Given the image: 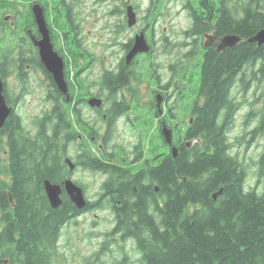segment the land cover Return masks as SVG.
<instances>
[{"label": "trees", "instance_id": "16d2710c", "mask_svg": "<svg viewBox=\"0 0 264 264\" xmlns=\"http://www.w3.org/2000/svg\"><path fill=\"white\" fill-rule=\"evenodd\" d=\"M156 1L159 4L160 0ZM27 2L28 9L20 12L17 7L19 0H0V18L14 14L18 25L21 16L24 17L26 13L25 25L21 30L25 33L32 29L35 21L30 8L36 0H22L21 4ZM61 3L67 4L66 0ZM162 8L163 6L156 4L151 7L153 22ZM203 8H206L210 15L215 14L213 21L210 26L207 25L200 14L195 27L191 28L189 33L208 32L213 28L218 37L235 35L241 37L243 42L223 54L210 52L207 61L203 62L201 79L202 91L207 98L206 104L187 136V140L199 137L203 144H197L192 152L184 151L179 159L174 160L169 155L160 164L153 163L148 167L146 171L153 182L156 181L160 185L159 193L166 196V204L162 208L156 206V213H153L146 211V201L144 209H141L138 224L134 216L132 219L120 218L118 227L108 233V238H113L114 243H117L115 236H119L124 245H127L129 240L136 241L134 248L140 258L137 262L134 261L124 247L118 246L122 254L116 264H264V194H258L255 189H246V169L238 158L228 152L231 146L227 138L228 130L217 128L219 110L226 104L227 94L236 83L237 73L244 69L245 79L242 83L246 90L251 86V80H247L248 76L253 77V81L258 84L264 80V46L259 47L248 42L264 28V6L262 0H246L239 8H230L229 11L224 3L217 2L207 7L199 6L197 9L191 7L190 13L194 16L201 13ZM63 14L64 12L60 11L56 20L61 15L63 18ZM116 14L122 15L125 11L118 10ZM67 16L71 17L70 14ZM210 20L211 18L207 21ZM66 21L64 25L68 24L69 20ZM70 27L76 29L73 20ZM65 30L68 31L64 28ZM133 43L134 40H131L127 48L130 49ZM70 51L77 65L81 61L79 51L73 54V50L68 48V52ZM24 52L25 50L17 61L22 70L30 63ZM190 56H194V52H191ZM5 60L10 63L12 59L8 55ZM122 65L125 66V61H122ZM38 66L47 73L39 61ZM0 67L8 72L10 70L7 64H0ZM82 71L74 75L73 83L70 80L71 73H66L72 89L79 88L74 82L77 80L78 84L80 83L78 78ZM49 76L47 75L51 82ZM128 80V74L118 77L115 71H107L101 85L110 100L115 99V102L116 95L128 84ZM84 83L80 84L82 88H86L82 89L83 93L89 92V85ZM52 85L56 88L55 83ZM60 94L56 89L50 97L49 92L48 101L53 102V108L44 112L43 118L40 119V133L35 143L28 139H19L14 134L11 137L15 158V181H0V264H5L4 260L9 261L8 264H70L61 252L60 240L65 225L71 223L76 213L81 210L76 208L69 197L63 199L62 206L57 210L52 209L44 194L43 183L46 180L55 185L62 183L67 150L62 143L57 144V139L67 127L73 129L74 123H71L69 117H74L82 109V104L88 105L89 101L83 99L84 101L72 106V102L68 103ZM128 106L126 100L121 99L114 103L112 110L118 107L116 113L120 115L128 110ZM69 111L71 113H68ZM105 113L112 121L111 110H106ZM156 116L159 117L158 113ZM15 118L14 115L10 117V125L12 128L16 127L14 132H18L22 130L19 129L21 121ZM81 120L82 117L79 116L78 125H83ZM227 120L230 122L231 119ZM261 124L264 126V117ZM47 126L57 128L54 129L53 135L47 134ZM151 129H155L154 121ZM2 131L0 129V133ZM256 133L257 131L248 144L256 138ZM183 147L185 148V144ZM259 164L260 176H263L264 151ZM103 170L111 172L112 167L104 166ZM33 174L39 177L33 179ZM203 175L206 176L204 180ZM186 178L187 181L184 182ZM222 188L223 195L217 202L214 201L211 195ZM128 190H132L131 187ZM10 195L15 207L11 205ZM152 196L155 198V195ZM106 203L105 197L102 196V201L89 202L84 210L86 213L95 212L97 208L105 207ZM134 209L139 210L138 206ZM142 220L143 225H140ZM111 244L115 245L113 241L104 242L102 252H111ZM99 255L100 252L96 257ZM96 262L89 259L85 264Z\"/></svg>", "mask_w": 264, "mask_h": 264}, {"label": "flooded vegetation", "instance_id": "af4514ba", "mask_svg": "<svg viewBox=\"0 0 264 264\" xmlns=\"http://www.w3.org/2000/svg\"><path fill=\"white\" fill-rule=\"evenodd\" d=\"M13 1V0H9ZM124 1V0H122ZM176 2L180 3L184 6V9L187 11L188 16L191 21V27L187 29L186 33L189 37L191 35L193 37L198 38V43L194 45L193 49L186 55L189 57L191 52H194V56L197 59V63L194 67V71L188 72L186 67L183 66L180 74L181 78L179 80L181 81V88H178L177 85H173L172 83H168L165 86H162L160 84L161 77L154 71L153 74V80L154 83L157 85L154 89L156 91L155 93V100L152 101L154 103L155 107L151 105V109H141L139 105L137 104V100H135L136 96L135 93H130V96L132 97V100L128 102L126 99V95H123V92H132L129 90L131 87V82L133 79V76L135 73L133 72L132 68L137 66V68L141 65L145 66L147 63V58H151V53L149 54H141L138 55L133 62L128 66L126 64V57L130 50L133 48V46L128 49L127 45L124 46L125 55L120 60L118 66L115 69V74L119 77V75L124 74L129 76L128 84L124 86L120 92L116 95L117 100L119 101L121 99H125L128 106V110H126L124 113L117 115L118 107L115 110H112L114 107V100L111 101L109 96L106 95V97L102 96L101 94L95 95L92 92H85L82 91V87L80 84H83L84 81L81 79L80 75L86 70L85 64L82 63V59L85 60V55L83 53L82 44L79 39V26L75 24V18L73 16V8L70 3H67L64 5V19L65 21L68 19V24L62 25L60 23L61 19L64 20L61 17L56 19H52L51 22H54L55 25L60 29H68L63 32V35L67 41L70 39L71 42L68 43L69 48L73 50V54L75 52L79 51L78 54L81 57V61L78 63L81 67L84 66L85 68L80 71H75V73L70 72L69 69H72V66L70 65L69 57L71 56V51L68 52V48H66L65 51L61 49H56L55 51L64 59L65 62V74L67 72H70V80L75 79L74 75L78 72L82 73L79 75L80 83L78 84L77 80L74 82L76 86H78V89H72L70 83L68 82L67 78L66 81L68 83L69 87V100L65 95H63L58 87L56 88L52 85L54 84V80L52 76L47 72L45 73L43 70L40 69L38 66V61L40 62V55L38 48L34 45L32 37L35 38L37 41L41 40V35L39 33V28L36 24V20L34 17V25L32 29H28L25 33L23 30H20L18 28V25L16 24V21L12 20L13 15L7 14L4 19L0 18V64L5 65L7 64L10 66L9 72L5 70L4 68L0 67V78L2 81V88H3V97L5 98V102L8 106V108L11 109L10 115L7 117L5 124L1 130H3L0 133V143L2 145L1 152H4L6 155L5 162L2 158H0V178H4L6 182L12 183L15 181V170H14V161L15 158L13 157V147L11 142V137L14 134L19 139H28L31 143H35L37 140V137L40 133L39 131V121L40 118H37V122L34 125L32 123V128L27 129L26 121L24 118L23 113L20 111L21 103L23 102L22 97H17L15 99L12 98L13 92H17V89L15 85L9 84L10 77L17 73L18 78L24 79L26 81L27 75L29 72H38V69L42 71L44 74L46 80L49 82V92L50 97L52 95L53 90L59 91L62 96V98H65L68 103L72 102V106L76 105L79 101H84L83 99H87L88 101L92 98H99L103 100V106L104 104H108V108L106 110H111L113 114V120H109L107 118V114L105 113L106 110L101 109H93L96 113L101 115L102 118V124L103 126L96 127L88 125L89 122L86 119L85 110L83 109L86 107V104H82L80 112L75 114V116H70L69 119L71 123H74L73 129H66L63 130V135L60 136L57 140V144L62 143V145L66 148V156L64 157V178L62 183L56 184V185H63V183L66 180H72L76 185L80 186L87 198V189L77 183L75 180H73V177L81 172V173H88L90 172L92 175H95L98 177V175H101V178L104 177L103 183L100 185L99 195L96 201L88 203H94V202H100L102 201V196L105 197V201H107L106 206L102 208H97L96 211L106 212L112 215L114 219V228H117L119 225L120 218H131L134 216L135 219H137V224L139 223V218L141 217V209H144L145 203L147 201L146 205V211L153 212L154 209H156V206L158 207H164L166 204V196L160 195V185L155 181L153 182L152 177L149 175L148 167H150L153 163L154 164H160V162H163L167 156L171 155L174 160L179 159L182 157L184 151L192 152L197 144H203L201 138H196L194 140H187L188 132L194 127L195 121L197 117L200 115V111L205 107L206 104V96L202 91L203 87V80L201 79L202 71H203V62L205 63L208 59V56L210 52H217V54H223V52L219 53L217 51L218 43L223 37H218L217 31H215L213 28L206 32L203 31L200 33L194 32L189 33L191 28L195 27L196 22L198 21V16L202 14V18L204 19V22L210 26V23L213 21L212 18L215 17V14L210 15L209 11L206 8H203V11L201 13L193 14L190 13L191 7L194 9H197V7H207L211 6L215 3H224L227 9L230 11L231 3L234 0H160L159 4L156 0H149V3L151 5H162V2L165 4H168L169 2ZM246 1V0H245ZM20 4L22 3V0H19ZM132 0H126L124 2V7H126L125 14H117L120 16L125 15V19L128 24V16H127V8L129 6H132L135 10V7L131 5ZM19 4V5H20ZM34 4H40L45 11L47 24L49 27V30L51 32V38L52 43L54 45L56 44V37L54 35V28L52 27L51 23L48 22V12L46 5L39 0H36ZM19 7V6H17ZM120 10L117 8V10L114 11V13H117V11ZM124 11V10H121ZM163 11V10H162ZM160 11L157 15V17L161 14ZM67 14H70V16H67ZM137 14V12H136ZM148 16H151L148 18L147 25L141 30L139 34H145L146 39L151 46V52L155 51L154 49V39L152 41L149 40V35L151 37L155 36L156 33V24L157 22L152 20L154 18V15H152L149 11ZM156 17V18H157ZM210 21H207L210 19ZM71 20L74 21L75 27H76V33L74 34V37L71 35L72 30L75 29L70 27ZM138 20V16H137ZM64 21V23H65ZM139 21V20H138ZM137 21V22H138ZM156 22V23H155ZM8 23H10V26H8ZM67 23V21H66ZM64 27V28H63ZM71 29V32H69ZM8 32H10V35L8 36ZM58 32V31H57ZM14 33V34H13ZM200 33V34H199ZM137 34V35H139ZM136 35V36H137ZM210 35L214 37V40L217 42L212 47H206V36ZM135 36V37H136ZM135 39V38H134ZM132 39V40H134ZM205 39V41H204ZM131 41V40H130ZM153 42V43H152ZM195 43V42H194ZM199 44V45H198ZM134 45V43H133ZM236 48V47H235ZM26 53V57L28 60H30V63H27L25 68L22 70L20 68V64L17 62L21 59V55L23 51ZM68 52V55L66 54ZM225 52V51H224ZM10 55L11 59L14 61H10V63L6 62V56ZM73 56V55H72ZM74 57V56H73ZM76 57V55H75ZM146 57V59L144 58ZM152 59V58H151ZM122 61H125V66L122 65ZM76 63V61L74 60ZM41 64V62H40ZM78 64L75 66H78ZM74 66V67H75ZM150 66L152 67V63H150ZM144 69V68H141ZM14 71H16L14 73ZM107 71H105L106 73ZM179 74V75H180ZM251 74V72H250ZM51 77V82L49 78ZM105 75V74H104ZM103 75V77H104ZM252 75V74H251ZM151 77V76H150ZM253 77L247 78V80H251V86L249 89L252 88V83H257V81H253ZM245 79L244 77V69L241 70V72L237 73L236 77V83L234 86L229 90L226 98V104L220 108L219 110V116H218V127L221 129L228 130L227 138L229 140V144L231 145L228 152L232 156L237 157V155L232 154L233 149H235L234 145L237 144H231L230 143V137L229 134L234 128L236 118L239 116L240 112L243 109V102L246 101V97L243 98V94L246 93L248 90L243 86L242 81ZM24 81V82H25ZM78 84V85H77ZM85 84V83H84ZM258 84V83H257ZM160 89L161 91H158ZM25 90L28 91L27 88ZM26 92V95H30L29 92ZM170 92V93H169ZM244 92V93H243ZM172 93L175 95L172 96ZM83 94L85 96H83ZM108 94V93H107ZM160 97L162 100L161 103V109L159 110L157 98ZM48 99H49V93H48ZM49 102L53 103L49 100ZM136 106L140 110L144 111L143 115H138L136 112V109L133 106ZM173 105V106H172ZM172 106V107H171ZM71 110V109H69ZM160 111H162V115L160 114ZM68 113H71L70 111ZM132 113V117H129L128 121L125 123L124 129L131 128V135L133 138L136 139V143L132 149V153L127 152L126 145H119L115 142L116 140V129H119L118 122L124 118L125 116H128ZM158 113V118L156 114ZM15 116L18 120L20 119L21 125L19 129H22L21 131L14 132L15 128H12L10 125V117ZM252 115V113L250 114ZM82 117L83 125H78V117ZM142 122L139 124V128L135 126L136 122L140 121L143 117H146ZM152 116L155 117L154 123H155V129H151L152 127ZM15 118V119H16ZM43 118V117H42ZM231 119L230 122L227 119ZM187 119L189 121L187 122ZM69 121V120H68ZM262 123V122H261ZM262 125V124H261ZM166 126L169 128L173 134V144L172 146H168L166 143L164 137H163V128ZM193 126V127H192ZM93 127V129H91ZM261 126L258 125L254 129H260ZM263 128V125H262ZM54 126H47L46 131L47 134L53 135L54 134ZM155 131V138L159 139L158 145H151V135L152 132ZM258 131V130H255ZM252 135L254 134V132ZM25 134V137H24ZM73 134V136H71ZM257 135V133H256ZM255 135V136H256ZM253 137V136H252ZM56 144V143H55ZM185 144V148L183 145ZM243 143H239V146ZM175 148L177 150V156L174 157L172 150ZM188 152V154H189ZM148 153V156H146ZM153 153V154H152ZM92 156V157H90ZM154 156V157H153ZM66 160H70L72 164L74 165V168L71 167V165L66 163ZM104 166H111L112 170L111 172H105L103 170ZM239 176V175H237ZM39 176L36 174H33L32 178L36 179ZM205 175H203V180L205 179ZM187 181V178L184 180V182ZM45 182V181H44ZM198 182V181H197ZM110 183V185H108ZM127 186V187H126ZM246 189L251 190L247 187V181L245 183ZM131 187L132 190H128ZM44 188V183H43ZM255 189V188H252ZM224 189H220L219 192ZM129 191V192H128ZM257 193V189L255 190ZM132 192V193H130ZM218 193V192H216ZM211 196L214 201H218L219 197L223 195L218 196V198L214 199V194ZM44 194L46 195L45 188H44ZM259 194V193H258ZM143 195V196H142ZM152 195H155V198H153ZM262 195V194H260ZM68 197L67 193L64 192L62 198L65 199ZM70 199V198H69ZM145 199V200H144ZM48 200V198H47ZM109 200L111 202H109ZM71 201V200H70ZM49 202V200H48ZM139 208V210H135L134 207ZM12 207H15L12 205ZM52 208V207H51ZM53 209V208H52ZM57 210V209H55ZM83 214H86V210H81L78 214L76 213V217L74 219H77L78 217L82 216ZM68 225V224H67ZM140 225H143V220L140 221ZM66 226V225H65ZM116 237V236H115ZM116 238L117 241L120 240L119 236ZM132 241V242H131ZM122 241L120 240L119 243ZM129 243L133 244V240H129ZM123 243V242H122ZM128 243V244H129ZM135 251V248H134ZM136 252V251H135ZM140 258V257H139ZM5 264H8L9 261H5Z\"/></svg>", "mask_w": 264, "mask_h": 264}, {"label": "rangeland", "instance_id": "374dc122", "mask_svg": "<svg viewBox=\"0 0 264 264\" xmlns=\"http://www.w3.org/2000/svg\"><path fill=\"white\" fill-rule=\"evenodd\" d=\"M61 1L42 0L47 8L48 22L51 23L55 30V50L58 48L65 51L66 48H69L68 43L72 40L67 41L63 35L64 30L58 28L54 22H51L52 19H56L60 11L64 12L65 6ZM125 1L66 0L73 8L75 24L80 29L79 39L85 55V60L82 59V63L85 64L86 70L80 77L89 85V91L95 95L101 94L106 97L107 92L101 85L105 71H115L120 60L125 55L124 46L129 44L130 40L141 32L147 25L148 18L151 17L148 14L153 5L149 3V0H132L131 5L135 7L139 21L137 20V25L134 27H128L125 15L120 16L114 13L117 8L126 11V7H124ZM245 3V0H234L231 3V9L239 8L241 4ZM162 5H166V7L164 8L163 6L160 9L163 11L155 20L157 22L156 33L153 36L154 43L152 42L155 51L150 54L152 59L147 58L145 66L141 65L137 68V65L132 68L135 73L129 88L132 92L127 90L123 92V95L127 94L126 99L128 102L132 100L130 93H135V100H137V104L141 109H151V105L153 106L152 101L155 100L154 96L156 93L154 89L157 86L152 77L154 71L161 77L160 84L162 86L172 83L181 88L179 78H181L182 74L180 72L183 66L190 73V71H194L197 63L196 56H186L194 45L198 43V38L189 37L186 33L187 29L191 27V21L184 6L173 1L168 4L162 2ZM28 6V2L20 4L18 9L20 12H25ZM262 6H264V0H262ZM31 8L30 11L32 12ZM11 15H13L12 20L16 21V15ZM25 20L26 13L24 17L21 16L19 21L18 28L20 30L24 28ZM64 21L65 19L63 21L61 19L60 23L64 25ZM8 25L10 26V23ZM75 33L76 29L72 30L71 35L74 37ZM153 37L149 35V40L152 41ZM66 54L68 55V52ZM144 58L146 59V57ZM69 60L72 66V69H69L70 72L75 73L76 70L80 71L85 68L82 65L80 67L79 64L75 66L72 55ZM150 63H152V67ZM24 81V79L18 78V74L15 73L10 77L9 84L15 85L17 89V92H13L12 98L22 97L23 102L21 103L20 111L24 115L28 129V127L32 128V123L36 124L37 118L41 119L44 116V112L53 108V103L48 101L49 82L40 69H38V72H29L26 81ZM82 89L86 90V88ZM23 91L29 92L30 95H26V92ZM158 91L161 90L158 89ZM174 95L172 93V96ZM245 97L246 101L243 102V109L236 118L234 128L229 134V139L231 144H237L234 145L235 149H233L232 154L237 155L238 160L246 169L247 187L249 189L255 188L259 194H264V175L260 176L259 164L261 154L264 151V126L262 128L261 125L264 117V80L260 84L252 83V88L243 94V98ZM107 106L108 104L105 103L101 110H106ZM133 107L138 115L144 114L143 110H140L135 105ZM83 109L91 126H96L97 128L103 126L100 114L96 113L88 105ZM251 113L252 115H250ZM129 117H132V113L118 122L119 129H116L115 142L119 145H126L127 152L132 153L136 139L132 137L130 127L124 129ZM147 117H143L136 122L135 126L139 128L140 122ZM154 120L155 117L152 116V121ZM188 121L189 119H187ZM258 125L261 128L254 129ZM255 130H259L256 138L251 144H248L252 140V133ZM155 137V131H153L150 146L159 144V139ZM239 143L243 144L239 146ZM146 156H148V153ZM0 158L5 162L6 155L4 152L0 153ZM104 177L101 178V175L96 177L90 172H79L73 177V180L87 189V201L93 202L98 198L100 185L103 183ZM0 181L8 183L4 178H0ZM113 228L114 219L109 213L95 211L83 214L63 228L60 240L61 252L70 264H85L89 259L97 261L95 264H116L120 259V254H122L121 248L118 249V246H121L137 262L139 256L134 251L133 244L124 245L122 242L119 243L120 240L114 243L113 238H108V233ZM115 238L118 237L116 236ZM106 241H113L115 245L111 244L109 247V249H113L111 252L106 251V253H103L101 249ZM98 252H100V255L96 257Z\"/></svg>", "mask_w": 264, "mask_h": 264}, {"label": "water", "instance_id": "95a60500", "mask_svg": "<svg viewBox=\"0 0 264 264\" xmlns=\"http://www.w3.org/2000/svg\"><path fill=\"white\" fill-rule=\"evenodd\" d=\"M31 10L32 14L35 17L36 24L41 35L40 41H37L32 37L34 45L39 50L40 62L42 66L47 70V72L52 76L54 83L58 87L59 91L69 100V87L66 81L65 62L64 59L54 49L51 32L47 24L44 8L40 4H33ZM127 16L130 28L137 25V14L132 6H129L127 8ZM241 42H243V39L241 37L235 35H227L223 37L218 43L219 45L217 51L221 53L228 49H234ZM248 42L250 44H257L259 47L264 46V28L260 30L255 36L250 38ZM215 43L217 42L214 40L213 36H206V47H212L215 45ZM149 53H151V46L149 45L145 34H139L135 37L133 48L130 50L126 57V64L129 66L138 55ZM103 103L104 102L102 99L92 98L89 100L88 106L92 109H101L103 107ZM157 103L160 110L162 103L160 97L157 98ZM10 113L11 109L8 108L5 102V98L3 97L2 81L0 78V128L4 126L5 121ZM160 114L162 115V111H160ZM162 134L166 143L169 146H172L173 134L171 130L164 126ZM172 153L174 157L177 156V150L175 148H173ZM66 163L74 168V165L70 160H66ZM44 188L49 203L53 209H58L62 206L64 202L62 198L64 192L67 193L71 202L76 206L78 210H83L88 205V201L83 189L80 186L76 185L72 180H66L63 185H55L46 180L44 182ZM222 193L223 190L214 194V199L216 200L218 196L222 195ZM10 202L11 205L15 206L11 195Z\"/></svg>", "mask_w": 264, "mask_h": 264}]
</instances>
